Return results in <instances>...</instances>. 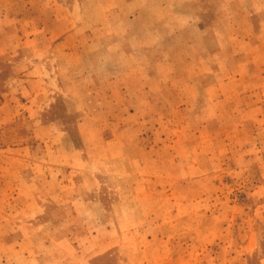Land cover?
Returning a JSON list of instances; mask_svg holds the SVG:
<instances>
[{
  "label": "rangeland",
  "instance_id": "obj_1",
  "mask_svg": "<svg viewBox=\"0 0 264 264\" xmlns=\"http://www.w3.org/2000/svg\"><path fill=\"white\" fill-rule=\"evenodd\" d=\"M0 264H264V0H0Z\"/></svg>",
  "mask_w": 264,
  "mask_h": 264
}]
</instances>
